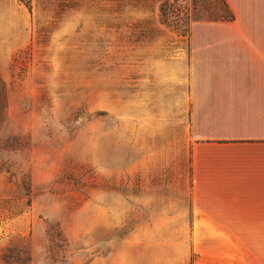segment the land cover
<instances>
[{
  "label": "rangeland",
  "instance_id": "1",
  "mask_svg": "<svg viewBox=\"0 0 264 264\" xmlns=\"http://www.w3.org/2000/svg\"><path fill=\"white\" fill-rule=\"evenodd\" d=\"M225 13L220 0H0V264H138L153 246L150 264H183L184 163L151 155L137 171L136 155L185 142L180 126L144 132L135 94L187 51L191 24Z\"/></svg>",
  "mask_w": 264,
  "mask_h": 264
},
{
  "label": "crops",
  "instance_id": "2",
  "mask_svg": "<svg viewBox=\"0 0 264 264\" xmlns=\"http://www.w3.org/2000/svg\"><path fill=\"white\" fill-rule=\"evenodd\" d=\"M226 2L234 17L191 24L187 51L160 62L167 69L153 91L135 94L144 132L180 126L185 142L136 155L137 171L151 155L174 170L178 157L184 163L191 217L183 264H264V0ZM155 248L138 264L159 259Z\"/></svg>",
  "mask_w": 264,
  "mask_h": 264
},
{
  "label": "trees",
  "instance_id": "3",
  "mask_svg": "<svg viewBox=\"0 0 264 264\" xmlns=\"http://www.w3.org/2000/svg\"><path fill=\"white\" fill-rule=\"evenodd\" d=\"M220 1H221L222 4L224 5V7H225V11H227V13H225V14H220V15L218 16V19L231 20V19L234 17V15H233L231 9L229 8V6H228L226 0H220ZM216 19H217V18H216Z\"/></svg>",
  "mask_w": 264,
  "mask_h": 264
}]
</instances>
